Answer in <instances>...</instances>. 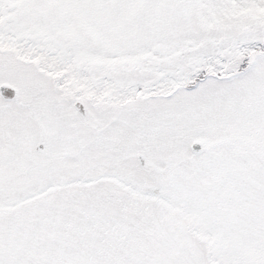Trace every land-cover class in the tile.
Returning <instances> with one entry per match:
<instances>
[{
    "label": "snow or ice",
    "instance_id": "snow-or-ice-1",
    "mask_svg": "<svg viewBox=\"0 0 264 264\" xmlns=\"http://www.w3.org/2000/svg\"><path fill=\"white\" fill-rule=\"evenodd\" d=\"M0 264H264V0H0Z\"/></svg>",
    "mask_w": 264,
    "mask_h": 264
}]
</instances>
